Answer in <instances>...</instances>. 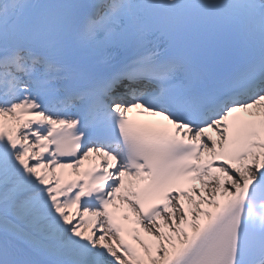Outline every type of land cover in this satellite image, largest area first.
Wrapping results in <instances>:
<instances>
[{
	"label": "snow or ice",
	"instance_id": "1",
	"mask_svg": "<svg viewBox=\"0 0 264 264\" xmlns=\"http://www.w3.org/2000/svg\"><path fill=\"white\" fill-rule=\"evenodd\" d=\"M0 264H264V0H0Z\"/></svg>",
	"mask_w": 264,
	"mask_h": 264
}]
</instances>
